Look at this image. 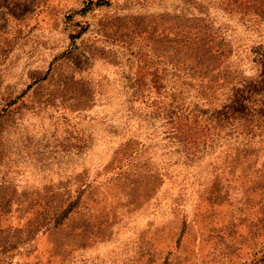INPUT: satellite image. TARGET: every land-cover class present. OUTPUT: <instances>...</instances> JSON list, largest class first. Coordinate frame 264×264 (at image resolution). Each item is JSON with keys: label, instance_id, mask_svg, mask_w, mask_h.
Returning <instances> with one entry per match:
<instances>
[{"label": "rangeland", "instance_id": "1", "mask_svg": "<svg viewBox=\"0 0 264 264\" xmlns=\"http://www.w3.org/2000/svg\"><path fill=\"white\" fill-rule=\"evenodd\" d=\"M0 264H264V0H0Z\"/></svg>", "mask_w": 264, "mask_h": 264}]
</instances>
